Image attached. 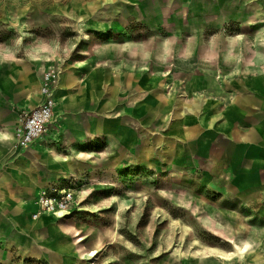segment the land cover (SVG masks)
<instances>
[{
  "label": "rangeland",
  "instance_id": "rangeland-1",
  "mask_svg": "<svg viewBox=\"0 0 264 264\" xmlns=\"http://www.w3.org/2000/svg\"><path fill=\"white\" fill-rule=\"evenodd\" d=\"M64 82L29 141L21 119ZM263 107L264 0H0V131L18 122L16 143L0 139V264H238L192 254L229 250L208 230L227 222L237 240H264L234 214L264 186L251 160ZM52 151L72 155L70 180ZM37 186L73 194L55 227L27 223Z\"/></svg>",
  "mask_w": 264,
  "mask_h": 264
},
{
  "label": "bare ground",
  "instance_id": "bare-ground-1",
  "mask_svg": "<svg viewBox=\"0 0 264 264\" xmlns=\"http://www.w3.org/2000/svg\"><path fill=\"white\" fill-rule=\"evenodd\" d=\"M27 76L30 74V77H26V81L28 83L27 89L25 91L26 95L24 96L21 106L23 108H27L29 110H33L37 104L39 103V99L41 98L40 94V84L37 78L35 76L31 75L30 72L25 73ZM69 83L75 85L76 79L73 78L69 81ZM94 82H91L90 88L92 87ZM93 89V88H92ZM68 92L66 83L62 85V87H59V89L55 90L54 93V107L56 113L57 111V105L60 103V101H63L64 98H66V93ZM244 104L242 100L237 101V106L241 107L240 105ZM207 105L209 107H212L214 104L211 102H207ZM193 109L189 108L188 111H192ZM14 126H7L2 131H0V139H5L9 145H12L18 141V136L16 134L15 128L16 125H18L17 119L15 120ZM229 128V125L227 123V119L222 122L220 125V130L226 131ZM48 157L51 164L54 166H59V172L62 177H64L65 180H70L71 177L75 176L73 174V165H71L72 161V155H60L56 151L50 152L48 154ZM90 154L81 153L78 157V164L81 165V163L85 160V158H89ZM96 181V177L94 176V180ZM36 196H38V199L33 198L31 203L27 206V215L26 220L30 227H38L43 226L45 223H49V225L55 227L58 221L65 216L69 215L63 210H57L54 214H47L49 212L44 211L41 208L40 204V193L43 191L41 190L40 186L36 187ZM35 194V192H34ZM31 212L37 213V220H34L31 217ZM237 218H239L238 215H236ZM32 218V219H31ZM54 221V222H52ZM240 227L243 228L244 232L247 234L251 231L252 226L248 223H246L243 219L240 220ZM208 230L217 238L222 239L224 243H228L230 245V249L226 250L220 246L218 247H201L196 252L192 254V256L195 259L198 260H207L210 258H216L219 259L222 262H236L238 264H244L245 261L248 264H258L263 261L264 258V240L261 239L256 247L246 238H242L241 240L236 239V231L234 228H232L230 223L225 224V229L216 228L213 226H208ZM112 239H116L118 234L112 232ZM84 240L82 238L77 243H81ZM43 245V244H41ZM97 254V250H94L93 255ZM34 258L41 259V256L34 255Z\"/></svg>",
  "mask_w": 264,
  "mask_h": 264
},
{
  "label": "built area",
  "instance_id": "built-area-1",
  "mask_svg": "<svg viewBox=\"0 0 264 264\" xmlns=\"http://www.w3.org/2000/svg\"><path fill=\"white\" fill-rule=\"evenodd\" d=\"M44 94L46 98L43 106L34 112L26 113V115L21 119L22 126L20 128V133L29 141H32L34 138L38 137L41 133L47 130V126L53 116L54 93L52 88L47 87L44 90ZM58 194L64 197L66 196L64 201L57 198ZM72 197L73 194L67 193L65 190L59 192L57 187H51L50 189H46L40 195L41 208L44 211L56 212L57 210H61L63 207L65 208L68 204V200H71Z\"/></svg>",
  "mask_w": 264,
  "mask_h": 264
},
{
  "label": "crops",
  "instance_id": "crops-1",
  "mask_svg": "<svg viewBox=\"0 0 264 264\" xmlns=\"http://www.w3.org/2000/svg\"><path fill=\"white\" fill-rule=\"evenodd\" d=\"M254 123L257 125L259 122L255 121ZM258 125H260L259 131L255 129V134L260 132L261 146L255 151L253 159L251 160L254 161L259 167V172L264 175V120H262V122H260ZM257 151H259V153H256ZM246 192L247 190H245L244 193ZM248 192L254 194L252 202H247L245 198V202L240 203L237 208V212L234 214L239 216V218L236 217V219H243L246 223L259 227V229L256 230V232H258L257 234L264 236V186L256 183L249 188Z\"/></svg>",
  "mask_w": 264,
  "mask_h": 264
}]
</instances>
